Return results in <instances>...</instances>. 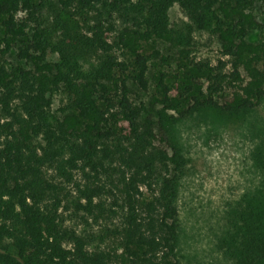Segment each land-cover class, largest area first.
Instances as JSON below:
<instances>
[{
    "label": "trees",
    "instance_id": "trees-1",
    "mask_svg": "<svg viewBox=\"0 0 264 264\" xmlns=\"http://www.w3.org/2000/svg\"><path fill=\"white\" fill-rule=\"evenodd\" d=\"M259 1L264 7V0H0V264H183L178 194L187 161L173 129L197 113L236 121L261 105ZM175 4L195 28L218 36L216 63L197 58L191 37L172 28ZM156 41L172 58L155 48L146 54ZM14 50L24 65L9 61ZM131 84L149 95L150 108ZM60 90L66 100L57 117L51 107ZM253 161L261 182L228 210L219 239L231 264H264V143ZM77 173L86 202L78 207L110 222L94 248L61 212Z\"/></svg>",
    "mask_w": 264,
    "mask_h": 264
},
{
    "label": "rangeland",
    "instance_id": "rangeland-1",
    "mask_svg": "<svg viewBox=\"0 0 264 264\" xmlns=\"http://www.w3.org/2000/svg\"><path fill=\"white\" fill-rule=\"evenodd\" d=\"M256 10L259 20L264 22V7L260 1ZM169 15L172 28L182 30L191 37L196 57L216 63L221 57L218 36L210 30L195 28L178 4L170 9ZM258 37L259 33L249 36L248 40L254 42ZM153 48L170 58L173 56V50L164 42L150 43L145 48L146 54ZM8 59L13 64L24 65L17 59L16 50L11 52ZM48 59L59 61L58 55L52 52L48 54ZM131 87L139 93L140 102L150 108L149 95L139 92L134 84ZM65 100L64 90L53 96V116H61L59 109ZM173 134L187 161L178 194L179 258L183 264H231L219 248V239L226 229L228 210L261 182V173L254 166L253 155L257 147L264 143V100L258 108L236 121L211 112L197 113L177 122ZM50 175L59 178L54 170L50 171ZM79 185H85L82 173H77L74 183L68 186L66 191L70 196L64 201L61 212L65 224L89 238L94 248L101 244L98 241L101 229L110 222L94 220L78 207V201L84 206L86 204L77 193Z\"/></svg>",
    "mask_w": 264,
    "mask_h": 264
}]
</instances>
